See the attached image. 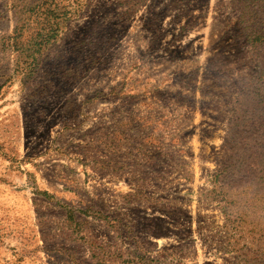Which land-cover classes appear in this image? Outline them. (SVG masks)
<instances>
[{
	"label": "rangeland",
	"instance_id": "1",
	"mask_svg": "<svg viewBox=\"0 0 264 264\" xmlns=\"http://www.w3.org/2000/svg\"><path fill=\"white\" fill-rule=\"evenodd\" d=\"M0 264H264V0H0Z\"/></svg>",
	"mask_w": 264,
	"mask_h": 264
}]
</instances>
